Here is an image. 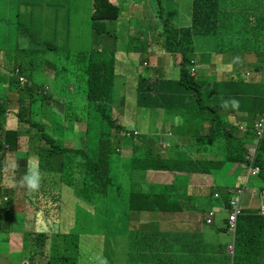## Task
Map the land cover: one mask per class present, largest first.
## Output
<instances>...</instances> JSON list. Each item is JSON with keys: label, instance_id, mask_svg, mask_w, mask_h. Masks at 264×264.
Segmentation results:
<instances>
[{"label": "rangeland", "instance_id": "rangeland-1", "mask_svg": "<svg viewBox=\"0 0 264 264\" xmlns=\"http://www.w3.org/2000/svg\"><path fill=\"white\" fill-rule=\"evenodd\" d=\"M50 2L47 0V3ZM106 2L116 7L115 2L111 0H106ZM228 2L237 3L238 1L228 0ZM38 3H42V0H0V103H6L7 107L6 118L3 119L5 122L4 127L5 129H19V132L26 133L18 138L16 149L12 148L10 151H6L0 187L4 195L2 202L11 203L12 211H22L24 203L27 205L25 215L16 214L12 217L10 211L0 222V264H21L22 259L29 260L35 254V249H37L33 245L35 249H31L23 255L25 253V247L23 246L24 233L38 229L28 224V220L32 215V208L24 198L26 188L20 186V180L26 174L24 166L27 165L29 160H35L26 157L25 165L21 166L17 164L15 157V154L17 155L16 151L29 153L32 148L38 149L44 168L52 167L49 174H58V169L61 174H64V177L58 174L66 180L63 189L60 190L62 203L59 217L61 221L72 213L69 218V221L72 222V217H75L76 212H78L80 223L75 228L76 232L88 230L86 232L91 233L84 238L80 237L79 240V253L81 254L80 257H83V264H122L121 260L125 258L127 247V236L125 235L127 233L118 228L120 225L116 223V218H114L117 213L121 212L131 213L129 220L137 222V226L131 225L141 231H185L188 233L201 231L204 235V241L231 243L232 236L230 233L220 232L214 234L209 230L210 226L205 224L202 217L208 210H213L215 216L213 225H211L212 228L225 229L227 214L221 206V201H229L235 196H239L238 190H242L240 196L241 209L251 214H255L260 209L264 199V184L261 183V186L255 184L253 180L255 177L246 178V170L238 165L236 166V164L224 172L225 175L229 176L228 183L231 191L229 193H225L227 192L225 191L222 200L215 198V195L213 197V191H216L215 183L218 180V175H220L217 174L219 173L217 170L218 165L216 164V168L213 167V170L217 171L212 170L210 179L213 181L205 190L206 193L210 194V197L206 200H196L199 202V209L203 211V214L189 208H183L168 212L161 211L159 214L137 215L135 212L119 206L121 201L126 200L129 196L128 190L139 188L137 183L139 180H143L146 184L179 185L181 180H179L178 175L168 171H148L142 178L130 176L132 173L131 156L133 154H143V148L150 147L149 150H153L156 135L167 134L172 137V134H174L172 133L173 129H176V126L181 127L182 123L180 119H175L174 124L176 126H171V116L163 109L141 107L136 95L129 90L130 87H127V92L121 82L113 81L112 86L105 87V91L101 94L94 95L95 100L90 99L89 94H82V91L86 90L87 87L86 84L78 85L75 72L78 67L84 68V65L95 66L94 64L83 63L94 49V36H99L97 34L99 32L93 30L91 26L79 23L80 20L91 22L92 4L89 0H81L82 9L79 13L83 18L78 21L81 26L77 23L72 25L66 33L60 29L57 31L56 37L42 38L48 39L50 43L54 44L61 55L58 58L57 52L51 58H44L43 56L42 59L58 64L56 83L62 90H58L57 87L56 89L52 88L55 81L53 80L51 65L41 58H36L35 62L42 60V63L37 64L36 70L28 71L26 77L32 78L30 80L35 88L40 90L41 88H47V90L43 91L44 97L42 99L41 95H33L32 98L35 101L32 108L24 110L26 122L17 123L15 111L13 110L12 113L8 108L11 107L9 103L17 102L18 92L24 84L20 82L21 87L17 90L18 84L15 82L17 76L12 77V73L18 65L27 68L28 59L33 57L30 53L31 45L28 41L23 40V37L29 36H23L22 33L31 28V25L35 29L39 27L46 30H49L48 25L53 26L51 22L43 19V14L49 12L45 10V13H42L37 5ZM190 3L191 0H119L120 20L118 22H108V25L103 29L113 28L112 33L116 35L113 42L122 52V56L129 59L128 53L137 49L140 59L138 65L147 67H153L154 64L160 65L156 69L158 74H160L163 67L170 73L169 75L160 74L163 79L176 80L180 62H184L185 57L181 53L171 52L170 49L177 37L176 27H182L181 16L189 8ZM174 11L179 12L181 15L176 16ZM245 12L248 11L245 10ZM95 21H98V19H95ZM174 34L176 37H174ZM37 37H42V34L33 33L31 36V38ZM263 41L264 37H261V44ZM218 47V41L215 37L194 36L192 40L194 53L187 56L189 62L187 69L191 72L190 76H194V80L200 87L201 104H205L206 107L211 109L220 121L228 122L232 126L237 125L238 136L242 138L246 132L251 130L253 122L264 115V102L257 110L260 116L252 121L247 102L238 99L242 94L247 95L248 88H233L230 92L223 91L219 94V98L217 95L212 94L209 100L206 99L204 89L211 87L215 82L226 83L233 73L245 75L247 82L258 83L261 80L264 81V49L261 45L259 51L248 54L237 53L231 56L219 54L216 50ZM101 50L105 49L101 48ZM137 50H135V53H137ZM63 53H68L67 57H63ZM151 56L156 57L153 62L149 60ZM134 59H137V55ZM143 66L141 71L145 76H148L149 71ZM60 68H63V70H60ZM98 68L103 72L104 66L98 65ZM164 68L163 70H165ZM80 78L85 79V77ZM6 80L7 82H5ZM9 80H12L13 84H9ZM258 95L264 99V93ZM232 99L239 101L238 110L233 109L230 105L228 108L221 106L225 101H231ZM104 106H106V109L102 110ZM17 107L18 105H15V108ZM96 113L97 117L95 116ZM99 116L104 119H113V125L110 126L105 121H97ZM86 122H89L88 124L91 127L88 135L86 134ZM205 122V125L201 124L200 136L207 135L211 129L212 122ZM121 124H124V126L117 133L114 128ZM130 127L136 129V133L132 138L124 135V130ZM185 130L187 134L192 135L186 128ZM2 133L0 131V140L3 137ZM112 135H115V142L112 145L108 172L114 178H111L113 186H120L121 190L118 192L115 187L110 188L111 195L114 196H110L107 203L102 206L105 207L103 213L91 209L87 203L79 208L76 205L77 198L82 200V195L87 194V190L82 191L85 173L82 168L75 166L78 161H82L81 158H77L72 154L76 150L80 151L81 155H83L81 152L89 153V148L93 146L88 141L97 142L101 137L110 139L113 137ZM262 135L259 139L264 141V129ZM183 142H185V145L181 142L179 144L187 148L188 154L195 156V158H202L205 149L208 148L211 152H218L215 144L206 146L204 149V143L198 142L199 146L195 150L197 144L192 139L189 142ZM245 144L247 148L254 149L252 147L255 146V143L252 140ZM163 155L165 154L163 153ZM215 161L222 163L225 158L223 155L217 154ZM226 166L230 165L226 164ZM185 179L188 180L189 178L186 177ZM86 182L89 183V180L86 179ZM226 190H228V187H226ZM159 191L163 192L160 189ZM119 194L122 195L120 199L117 197ZM179 194L181 196L179 200L185 202L184 204L190 205L193 203V199H188L191 195L187 194V189L186 193L183 189H180ZM27 197L32 198L29 193H27ZM116 197V200L119 201V204L116 205L117 209L114 208ZM181 207L184 206L181 205ZM109 218L112 219V222H107ZM89 220L92 221L90 225H88ZM153 222L158 223L157 226L149 227L150 223ZM39 224L45 230L49 227L43 218L40 219ZM108 233L115 237L107 235ZM52 238H57L56 248L57 250L61 249L63 244L61 239L59 237ZM70 239L73 241L70 245L73 254H78L73 244L76 240L73 237ZM102 239L104 240L103 245L105 246L106 255H103L102 251L97 249ZM40 250L37 249V251ZM36 262H39V260H36Z\"/></svg>", "mask_w": 264, "mask_h": 264}, {"label": "trees", "instance_id": "trees-1", "mask_svg": "<svg viewBox=\"0 0 264 264\" xmlns=\"http://www.w3.org/2000/svg\"><path fill=\"white\" fill-rule=\"evenodd\" d=\"M49 1L51 2L47 3V0H42V3H38L37 5L42 13H45V10L49 12L48 14H43V19L51 22L53 26L51 24L48 25L47 28L49 30H46L39 27L35 29L31 25V28L22 33L23 36H29L23 37V40L28 41L31 45L30 53L33 57L28 59L27 68L18 65L12 73V77L17 76V80L15 81L18 84L17 90L21 87L20 82L24 84L18 92L17 102L9 103L12 109L11 107L8 108L12 113L13 110L15 111L18 124L26 122L24 110L32 108L35 101L32 98L33 95H41L42 99L44 97L43 91L47 90V88H41V90L35 88V85L30 80L32 78L26 77V73L36 70L37 64H41L42 60L52 67L53 80L55 81L52 88L56 89L57 87L58 90H62L56 83V68L58 64L44 59L45 57L51 58L57 52L58 58L61 55L54 44L50 43L48 39L42 38L48 36H53L54 38L60 29L66 33L72 25H76L79 19L83 18L79 13L82 9L81 0ZM89 1L92 4L91 22L80 20L79 23L87 24L93 30L99 32L97 33L98 35H103L100 30L106 27L108 22H118L120 20V5L118 4L114 7L108 4L106 0ZM237 1V3H230L228 0H191L190 11H188V14L181 16L182 27H176L177 37L174 34L176 40L170 49L171 52L181 53L185 57L184 62H180L178 78L176 80H165L160 74H157L156 69L147 67L145 68L148 71L154 70L152 73L154 77L149 78L145 76L141 71L142 66H137V60L122 56L123 54L119 51L115 42L109 40L104 35L105 39L94 36V50H92L83 64H94L95 66L89 67L84 65V68L78 67L75 72L78 85L86 84L87 87L86 90L82 91V94H89V98L95 100L94 95L101 94L105 91V87L112 86L113 81L121 82L124 84L127 92V87H130L129 90L136 95L141 107L161 108L171 117H179L182 123L181 127L174 124L176 129H173L172 133L174 134H172V137L167 134L156 135V142L153 143L155 145L154 151L149 150L150 147L143 148V154H133L131 156L132 173L130 176L142 178L148 171H168L178 175L179 180H181L180 183L178 182L179 185L159 186L158 184H146L143 180H139L137 182L139 188L128 190L129 196L124 201L120 200V204L116 199L117 197L120 199L122 195H117L114 199L116 200V202L114 201L115 209H117L116 205L119 204L120 207H125L128 211H133L137 215H143L146 213L159 214L161 211L168 212L189 208V206L187 207L184 204L185 202L179 200V197H181L179 190L183 189L186 193L187 189L188 194L189 184L197 189H201L202 186L206 188L205 184L206 182L208 183L213 167L216 168V164L218 165L217 170L219 174L224 173L232 165L236 164V166L238 165L246 170V178L250 176L247 172V167H258L260 183L264 184V141L259 140L253 161L250 163L247 159V147L245 143L248 137H250V141H254L252 132L248 131L245 137L240 138L237 133V126L220 121L215 117V113L211 109L206 107L205 104L202 105L200 87L194 80V76H190L191 72L187 69L189 65L187 56L194 53L192 48L194 36L204 38L215 37L219 46L216 50L221 55L248 54L253 51H259L261 45L264 49V41L261 44V37H264V33L258 31L264 27V0ZM245 10L248 12H245ZM174 12L176 16L181 15L177 11ZM95 19H98V21H95ZM79 23L78 25L81 26ZM33 33H41L42 37L31 38ZM107 35L112 37L111 33ZM98 47L99 49H97ZM101 48L105 50L102 51L100 50ZM67 55L68 53H63V57H67ZM43 56L44 58L42 59ZM36 58H41L42 60L35 62ZM98 65L104 66L103 72L99 70ZM60 70H63V68H60ZM80 77H85V79H81ZM262 82L264 86V81ZM9 84H13L12 80H9ZM233 88H248L247 95L242 94L243 101L247 102L249 115H256L257 110L264 102V99H261L258 94H263L264 91L261 89L259 83L247 82L243 74L233 73L229 81L226 83L215 82L211 87L204 89V93L206 99L209 100L212 94L217 95L219 98L221 92H230ZM238 99L240 100L242 97H238ZM15 105H18V107L15 108ZM105 109L106 106L102 110ZM6 111V103H0V131L3 132V137L0 140V181L6 151H10L12 148L16 149L18 138L26 134L22 131L19 132V129H5L3 119L6 118ZM95 116L97 117V113ZM199 118L211 121V129L207 135L200 136L198 132H193V136L189 138L185 128L196 129ZM109 119L99 116L97 121H105L111 126L113 125V119ZM88 123L86 122L87 135L91 130ZM112 136L110 139L101 137L97 142L88 141L93 146L89 148V153L81 152L83 154L81 155L80 151L76 150L72 154L77 158H81L82 161H78L75 166L82 168L85 173L82 191L87 190V194L82 195V200L77 198L76 205L79 208L80 206H85L87 203L91 209L103 213L105 207L102 206L107 203L110 196H114L111 195L110 188L115 187V190L118 192L121 190L120 186H113L111 180L113 176L108 172L112 145L115 142V135ZM129 136L130 138L134 137L132 130ZM191 139L197 144L195 150L198 148L199 143H204V149L206 146L215 144L218 152H211L208 148L207 150L205 149L202 158H195V156L188 154L187 148L179 144L181 142L185 145L183 141L189 142ZM159 141L162 142L159 143ZM16 152L17 155L15 154V157L18 165H25L26 157L35 160L33 161L34 163L39 161L38 167L42 175L39 191L32 195L33 193H29L26 189L24 197L32 208V215L28 220V224L38 230L24 233L23 246L25 247V253L23 255L29 250L35 249L33 245L38 250L41 248V250L37 251L35 249V254L29 260L22 259L21 264H83V257H80L81 254L79 253V240L80 237L84 238L91 233L86 232L88 230L76 232L75 228L80 223L78 212H76L75 217H72V222L69 221L72 213L65 217L63 221L59 217L62 203L60 190L63 189L62 187L66 181L65 178L62 179L61 177H64V174H61L59 169L57 171L61 176L49 174L52 167L48 166L44 168L42 166V158L37 148H32L29 153ZM217 154L223 155L225 161L222 163L215 161ZM226 164L230 166L227 167ZM27 171L26 165L24 166V172L27 173ZM139 171L141 172L139 173ZM186 177L189 179L186 180ZM86 179L89 180V183L86 182ZM159 189L163 190V192H160ZM27 193L31 194V199L27 197ZM3 196L0 187V222L10 211L12 217L16 214L25 215L27 206L25 203L22 206V211L15 212L11 209V203L2 202ZM188 199L191 200L192 197L189 196ZM217 199L222 200V197H218ZM181 205L184 207H181ZM221 206L226 214L230 212V200H222ZM193 209L203 214V211L199 209V205L193 207ZM130 214L121 212L114 216L116 223L120 225L118 228L128 234H125L127 236V247L125 258L121 260L122 264H264V215L260 213V209L255 214L241 209V214L237 217L234 234L233 256L227 254L226 242L211 243L204 241V235L201 231L188 233L185 231L164 232L135 229L131 224L137 226V222L129 220ZM41 218L49 225L46 230L39 224ZM107 222H112V219L109 218ZM90 224H92L91 220L88 221V225ZM157 224L156 222L150 223L149 227L157 226ZM208 226H210L209 230L214 234H219L220 232L229 233L227 227L217 230L213 229L211 225ZM107 235L115 237L109 233ZM52 237H59L61 239L63 243L61 249L57 250L56 245L58 240ZM71 237L76 240L73 244L78 254H73V250L70 247L73 242L70 239ZM103 243L104 240L102 239L97 249L101 250L103 255H106ZM36 260H39V262H36Z\"/></svg>", "mask_w": 264, "mask_h": 264}, {"label": "crops", "instance_id": "crops-1", "mask_svg": "<svg viewBox=\"0 0 264 264\" xmlns=\"http://www.w3.org/2000/svg\"><path fill=\"white\" fill-rule=\"evenodd\" d=\"M112 2H115L116 3V5H118V2H119V0H111ZM188 11H190V8H188L186 11H185V13L184 14H188ZM183 14V15H184ZM104 28V27H103ZM112 29L113 28H108V29H101V33L105 36V37H107L109 40H112L113 41V39H114V37L116 36L115 34H113L112 33ZM258 31H260V32H262V33H264V27H262V28H260ZM108 33H111L112 34V37H110V36H108L107 34ZM103 35H99V36H95L96 38H99V37H101V38H104L105 39V37L103 36ZM102 42V41H101ZM102 44V43H101ZM101 46V45H100ZM99 46V47H100ZM99 47L97 48V49H99ZM94 50V49H93ZM101 50V49H100ZM135 50H137V49H134V50H131V52L130 53H128L129 54V58L130 59H133V60H137V66H139V67H141L140 65H138V62H139V53H138V50H137V53H135ZM121 52V51H120ZM122 53V52H121ZM135 55H137V59H134L135 58ZM156 59V57H154V56H151L150 57V59L149 60H152V62H153V60H155ZM143 66V65H142ZM160 66V65H159ZM159 66H157L156 64H154L153 65V67H147V66H144V67H147V68H154V69H157ZM162 66V65H161ZM163 67V66H162ZM164 68V67H163ZM163 68H162V70H161V72H160V74H162L163 75V73L166 75V74H170L165 68V70H163ZM153 71L154 70H151V71H149V75H148V77L149 78H153L154 77V75L152 74L153 73ZM157 71V70H156ZM158 74V73H157ZM170 79V78H169ZM165 80H168V79H165ZM259 83V85H260V87H261V89L264 91V86H263V82H262V80L260 81V82H258ZM244 95V94H243ZM239 97H242V99H240V100H243V96L242 95H240ZM262 99V98H261ZM259 117L260 116V113H259V111L257 112V114L256 115H250V118L252 119V121H254L255 119H256V117ZM176 119V117H170V123H172V125L171 126H173L174 125V123H175V120ZM259 119V118H258ZM258 119H256L254 122H253V124L258 120ZM173 121V122H172ZM205 121H207V120H203V119H201V118H199L198 119V122L199 123H197L196 124V129H193V128H186L188 131H190V133L191 134H194L195 132H198V134H199V132H200V127H201V124L202 125H205L206 124V122ZM170 126V127H171ZM237 126V125H236ZM239 126V125H238ZM252 127H253V125H252ZM194 132V133H193ZM188 136H193V135H189L188 134ZM243 137H245V135H243ZM248 141H250V138H248V140H247V142ZM217 174H219V173H217ZM220 175H222V176H220ZM220 175H218V180L216 181V183H215V185H216V187H215V189H216V191H213L214 193H213V197H214V194L215 193H217L218 195H219V197H222L225 193H229L230 191H231V189H230V186H229V183H228V177L229 176H227V175H225V173H222V174H220ZM231 176H234V177H236L237 175H231ZM249 177H252V176H249ZM248 178V177H247ZM245 180V179H244ZM254 180V183L255 184H258L259 186H261V183H260V180H259V176L257 175V176H255V179H253ZM213 180H211V179H209V181H208V183L206 182V188H204V186H202L201 187V189H197V188H195V187H193L192 185L190 186V184L188 185V193L191 195V197H192V199L194 200L193 201V205L191 204V205H187V207L189 206V209H193V207H196L197 205H199V202H197L196 200H206L208 197H210V194L209 193H206V189L209 187V185H210V183L212 182ZM224 181V182H223ZM183 183H185L184 181H183ZM159 186H164V184H158ZM165 185H169V184H165ZM226 187H228V190H226ZM225 191H227V192H225ZM225 192V193H224ZM263 193H262V191H261V195H262ZM186 205V204H185ZM193 210H195V211H197L196 209H193ZM199 212V211H198ZM152 214V213H151ZM154 214H158V213H154ZM206 215L204 214L203 215V217H202V219L205 217Z\"/></svg>", "mask_w": 264, "mask_h": 264}, {"label": "built area", "instance_id": "built-area-1", "mask_svg": "<svg viewBox=\"0 0 264 264\" xmlns=\"http://www.w3.org/2000/svg\"><path fill=\"white\" fill-rule=\"evenodd\" d=\"M263 129L264 115L253 124L252 132L255 136V139L253 141L255 143V146L252 147L254 149H251L250 147L247 148V159L250 163H252L253 161V157L260 140L259 138L262 136ZM247 172L250 176L255 177L258 175L259 169L258 167L249 166L247 167ZM237 192L239 196H235L234 198L230 199V212L227 213L225 222V227H227L228 232L232 236L231 243L227 244L226 246V252L230 256H233L234 253V234L236 231L237 217L241 214L240 196L242 194V190H238ZM215 197H218V195L215 194ZM260 213L264 215V199L262 200V203L260 205ZM214 216L215 212L213 210H208L206 216L204 217L205 224L213 225Z\"/></svg>", "mask_w": 264, "mask_h": 264}, {"label": "clouds", "instance_id": "clouds-1", "mask_svg": "<svg viewBox=\"0 0 264 264\" xmlns=\"http://www.w3.org/2000/svg\"><path fill=\"white\" fill-rule=\"evenodd\" d=\"M229 105L235 110L239 109V101H237L235 99H232L231 101H225L221 106L223 108H228ZM176 119L179 120L180 118L177 117ZM123 126H124V124H121L119 126H116L114 129H116L117 133H119L120 127L123 128ZM252 128H251L250 132H252ZM131 130H132V133H133V136H134V134L136 133V130H134L133 127L125 129L124 130V135L126 137L130 138L129 134H131ZM252 134H253V132H252ZM248 138H250V137H248ZM254 139H255V136H254ZM27 167H28V171L21 178L20 186L26 188L29 193H35V192L39 191V189L41 187L42 175H41V173L39 171L38 163H34L32 160H29L27 162ZM215 194H217V193H215ZM218 197H219V195H218ZM218 197H215V198H218Z\"/></svg>", "mask_w": 264, "mask_h": 264}]
</instances>
